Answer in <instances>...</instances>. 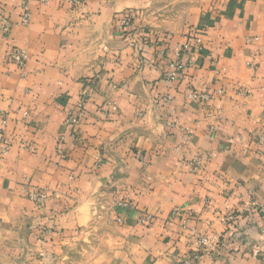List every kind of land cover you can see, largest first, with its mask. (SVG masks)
Here are the masks:
<instances>
[{
  "label": "crops",
  "instance_id": "1",
  "mask_svg": "<svg viewBox=\"0 0 264 264\" xmlns=\"http://www.w3.org/2000/svg\"><path fill=\"white\" fill-rule=\"evenodd\" d=\"M2 24L0 264H264V0H0Z\"/></svg>",
  "mask_w": 264,
  "mask_h": 264
},
{
  "label": "built area",
  "instance_id": "2",
  "mask_svg": "<svg viewBox=\"0 0 264 264\" xmlns=\"http://www.w3.org/2000/svg\"><path fill=\"white\" fill-rule=\"evenodd\" d=\"M30 21V15L28 12L27 7H23V15L21 17L20 23L22 25H27ZM124 22V21H123ZM129 24L128 20H125L123 26L127 27ZM5 28V25L2 24L0 25V34L3 31V29ZM12 58L17 61L19 64H22L23 60H24V56H25V51L24 50H16L15 52L11 53ZM171 70L169 72H167L166 76L167 78H173L175 77V75L177 74L178 71H182L183 66L182 65H174L172 64L170 66ZM218 94H222L221 91H218ZM190 98L192 100H208L210 99V95L202 93H196V92H192L190 93ZM87 103V97L86 95H82V97L80 98V100L77 102L75 108L70 111L66 117V121L65 123L70 126V127H76L81 118L83 117V113H84V106ZM31 199L35 202H41L45 199V195H43L42 193L40 194H36V195H31ZM220 238L216 237V236H201L199 238H197L196 240V244L199 248L200 251L203 252H208V251H213L215 250L219 245H220Z\"/></svg>",
  "mask_w": 264,
  "mask_h": 264
},
{
  "label": "rangeland",
  "instance_id": "3",
  "mask_svg": "<svg viewBox=\"0 0 264 264\" xmlns=\"http://www.w3.org/2000/svg\"><path fill=\"white\" fill-rule=\"evenodd\" d=\"M82 252L83 251H81V254L80 253L73 254L72 257L70 253L69 258L60 264H93L92 261L94 255L93 251L91 252L88 251L85 254H83Z\"/></svg>",
  "mask_w": 264,
  "mask_h": 264
}]
</instances>
